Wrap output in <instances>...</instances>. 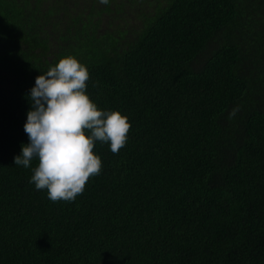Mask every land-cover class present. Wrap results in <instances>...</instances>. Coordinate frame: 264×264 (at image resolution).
Segmentation results:
<instances>
[{
  "label": "trees",
  "instance_id": "obj_1",
  "mask_svg": "<svg viewBox=\"0 0 264 264\" xmlns=\"http://www.w3.org/2000/svg\"><path fill=\"white\" fill-rule=\"evenodd\" d=\"M68 54L131 127L53 202L13 158ZM0 264H264V0H0Z\"/></svg>",
  "mask_w": 264,
  "mask_h": 264
},
{
  "label": "clouds",
  "instance_id": "obj_2",
  "mask_svg": "<svg viewBox=\"0 0 264 264\" xmlns=\"http://www.w3.org/2000/svg\"><path fill=\"white\" fill-rule=\"evenodd\" d=\"M98 2L108 5L111 0ZM89 78L87 67L76 57L62 55L35 77L26 94L31 105L23 124L28 142L21 144L13 162L31 168L29 182L37 190L46 189L53 202L74 201L89 178L100 173L102 160L93 151L96 141L118 153L128 139L127 115L99 108L87 94Z\"/></svg>",
  "mask_w": 264,
  "mask_h": 264
}]
</instances>
